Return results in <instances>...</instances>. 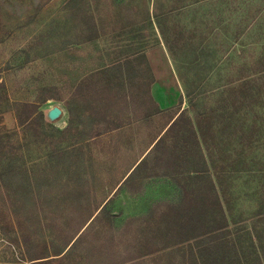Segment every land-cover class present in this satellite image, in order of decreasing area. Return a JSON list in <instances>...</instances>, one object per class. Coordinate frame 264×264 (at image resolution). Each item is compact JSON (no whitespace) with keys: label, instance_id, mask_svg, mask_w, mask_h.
<instances>
[{"label":"rangeland","instance_id":"374dc122","mask_svg":"<svg viewBox=\"0 0 264 264\" xmlns=\"http://www.w3.org/2000/svg\"><path fill=\"white\" fill-rule=\"evenodd\" d=\"M258 1L0 0V264H196L216 193L221 254L264 264Z\"/></svg>","mask_w":264,"mask_h":264},{"label":"trees","instance_id":"16d2710c","mask_svg":"<svg viewBox=\"0 0 264 264\" xmlns=\"http://www.w3.org/2000/svg\"><path fill=\"white\" fill-rule=\"evenodd\" d=\"M175 5H173L168 11L161 13L160 15L158 14H153V18L156 19H161L162 17H167L168 15L171 14H179L180 10H182L180 5L178 4V0H173ZM260 2V10L259 12L260 17L257 18L256 16H251L248 11L247 15L245 17H250V21L243 24L244 22L239 23L238 30L236 31V37L234 38L236 40H240V38L246 37L247 42L242 43L240 42V46L242 47L244 51V47H247V50H260L257 57L260 56V59L258 63L255 62V64H252V69H249L248 75H254L257 74L258 72H261V78L264 77V33L259 32L257 30H260L261 28H264V0H259ZM241 10L240 6L238 9L236 8L235 10ZM245 17L241 16V20H243ZM262 26V27H261ZM255 33V36L253 35ZM240 37V38H239ZM254 57V58H257ZM257 69L255 70V68ZM45 118L42 113H39V119L42 121L44 125H46L48 128L54 129L52 127V124L50 121L45 122ZM48 120V119H47ZM136 168V166H135ZM134 168V169H135ZM132 169V170H134ZM131 170V172H132ZM129 176V175H128ZM210 185L213 186V183L210 180ZM215 196V210L212 213V216L214 215L216 217V222L214 220L210 221L212 224L208 225H200L199 228L194 232L192 236L186 237L181 243L188 244V247L191 249L190 257L194 259L196 264H223L224 262L226 264H232V263H237L239 264L238 261V255L237 252L233 254V257L225 254H221L220 250L222 248H225L226 246L229 247L230 252L232 253L231 249L234 250V245L230 244V242L227 240V235L229 234L227 231V228L229 227L228 220L225 216L224 210L221 206L219 197L217 193L214 195ZM219 219V223H218ZM218 223V224H217ZM206 226V227H205ZM194 242L193 244H191ZM226 247V248H227ZM196 248L198 254V257L196 254L193 252V249ZM56 255H59V253H56Z\"/></svg>","mask_w":264,"mask_h":264},{"label":"crops","instance_id":"0c3cea01","mask_svg":"<svg viewBox=\"0 0 264 264\" xmlns=\"http://www.w3.org/2000/svg\"><path fill=\"white\" fill-rule=\"evenodd\" d=\"M149 60L151 61V59L149 58ZM154 63V62H153ZM151 64H152V61H151ZM156 66L158 65V64H155ZM152 66V65H151ZM153 68V67H152ZM160 71V72H159ZM163 71H164V68H163ZM155 72V73H154ZM168 72H170L169 70H168ZM168 72H164L163 74L164 75H166L165 73H168ZM156 73H157V75H156ZM155 74V76H156V78H155V81H156V83L155 84H157V85H160V84H158V80H159V75H161L162 74V71H161V69H155L154 71H153V75ZM168 76V75H167ZM168 78V77H167ZM169 80L171 81V83H172V85H173V90H175V92H177V96L179 95V89H180V87L179 86H177L178 85V81H177V78H173L172 77V75H170L169 74ZM161 87L162 88H160V94H158V98L159 99H157V100H155L156 101V103H157V105L159 106V108H164L165 107V104L163 103V101H164V99L167 97L168 98V94L166 93L167 91V89H165L164 88V84H161ZM176 96V97H177ZM160 103H163L164 104V106H162ZM167 106V105H166Z\"/></svg>","mask_w":264,"mask_h":264},{"label":"water","instance_id":"95a60500","mask_svg":"<svg viewBox=\"0 0 264 264\" xmlns=\"http://www.w3.org/2000/svg\"><path fill=\"white\" fill-rule=\"evenodd\" d=\"M62 115V110L55 106L52 107L50 110L47 111L46 113V118L50 122H54L56 119H58Z\"/></svg>","mask_w":264,"mask_h":264}]
</instances>
